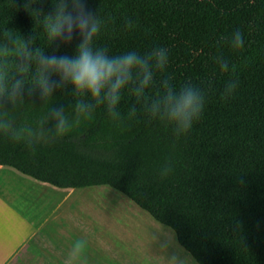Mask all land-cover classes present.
I'll return each mask as SVG.
<instances>
[{"label":"trees","instance_id":"1","mask_svg":"<svg viewBox=\"0 0 264 264\" xmlns=\"http://www.w3.org/2000/svg\"><path fill=\"white\" fill-rule=\"evenodd\" d=\"M86 8L103 21L95 44L109 55L166 48L168 64L151 92L163 76L177 88L199 85L201 118L177 139L140 105L128 119L135 100L125 93L121 122L100 108L54 140L49 112L62 107L74 116L71 86L44 100L38 89L28 95L29 80L23 103L0 114L23 130L20 141L0 134V167L59 190L110 187L171 229L197 264H264V0H86ZM51 12L53 0H0V44L32 37L47 55H74L78 34L70 44L47 39L43 16ZM237 29L238 51L230 45ZM230 80L238 87L224 100ZM166 163L172 171L162 177Z\"/></svg>","mask_w":264,"mask_h":264},{"label":"clouds","instance_id":"2","mask_svg":"<svg viewBox=\"0 0 264 264\" xmlns=\"http://www.w3.org/2000/svg\"><path fill=\"white\" fill-rule=\"evenodd\" d=\"M43 25L50 44L56 41L70 44L74 34H78L80 40L75 54L47 55L35 46L32 37L27 42L12 41L13 47H9L8 42L0 44V114L7 115L6 104L15 107L23 103L30 80L28 95L38 89L44 100L51 98L57 89L71 86L75 98L74 116L69 119L62 107L52 108L49 112L48 120L52 126L47 131L54 140L64 137L82 120L90 121L100 108L111 121L121 122L125 116L120 104L125 93L135 100L127 113L128 119L137 116L136 105H140L150 121L170 128L177 139L187 136L201 118L206 92L199 85L189 81L177 88L170 77L163 76L158 90L154 94L151 92L156 85L157 73H163L168 64L166 48L155 47L144 54L128 51L109 55L107 49L96 46L95 39L103 21L86 8V0H53V12L43 16ZM230 45L237 51L243 48L244 37L239 29L231 35ZM12 58L15 63L10 62ZM218 62L221 71H229L228 61L218 58ZM13 68L15 76L11 74ZM53 76L57 78L53 79ZM237 87L238 81L230 80L221 94L222 99H230ZM22 132V129L13 128L11 121L0 119V134L20 141ZM34 135L43 138L42 133ZM171 171V164L166 163L161 176L165 177ZM87 248V241L77 239L62 264H88Z\"/></svg>","mask_w":264,"mask_h":264},{"label":"rangeland","instance_id":"3","mask_svg":"<svg viewBox=\"0 0 264 264\" xmlns=\"http://www.w3.org/2000/svg\"><path fill=\"white\" fill-rule=\"evenodd\" d=\"M11 171L34 223L12 212L0 224V264H62L77 239L88 243V264H197L171 229L116 190H59Z\"/></svg>","mask_w":264,"mask_h":264},{"label":"crops","instance_id":"4","mask_svg":"<svg viewBox=\"0 0 264 264\" xmlns=\"http://www.w3.org/2000/svg\"><path fill=\"white\" fill-rule=\"evenodd\" d=\"M11 172V169L8 170L4 167H0V185L4 183V187L6 188V195H0V224L7 221V218L10 217L12 212L14 213L12 216L21 215L27 221L34 223V221L30 218L31 215L29 212L24 209V203H20L22 194L19 196L17 194L20 186L23 189V196L26 194L24 184H22L21 180L15 177L18 175H16L14 172L13 175ZM8 175L12 178H10ZM9 192H12L15 194V196L11 195Z\"/></svg>","mask_w":264,"mask_h":264}]
</instances>
